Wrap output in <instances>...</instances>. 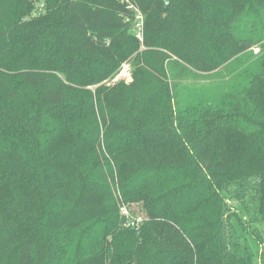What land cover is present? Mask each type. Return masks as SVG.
<instances>
[{"label": "trees", "instance_id": "1", "mask_svg": "<svg viewBox=\"0 0 264 264\" xmlns=\"http://www.w3.org/2000/svg\"><path fill=\"white\" fill-rule=\"evenodd\" d=\"M132 1L0 0V264H264V0Z\"/></svg>", "mask_w": 264, "mask_h": 264}, {"label": "rangeland", "instance_id": "2", "mask_svg": "<svg viewBox=\"0 0 264 264\" xmlns=\"http://www.w3.org/2000/svg\"><path fill=\"white\" fill-rule=\"evenodd\" d=\"M131 2H133V1L131 0ZM248 50H252L253 55H256L257 52L259 51V47L254 45V46L250 47ZM169 55L171 56L170 60H174V56L171 55L170 53H169ZM250 55H251L250 51H246L245 55L243 57H241V59H240L241 61L240 60L239 61H233L232 63H230L229 65H227L223 69H221V71L216 75H212V76H207V75H199L198 76L197 75V76H194L193 72L184 71L182 76H177L175 78V81L177 82L179 87L185 86L188 88H192L193 86H196L195 88H197V89L205 88V87H209L210 89H213L217 85H220V88L218 89V91L222 90V89H226L233 82H235V79L233 78V74L235 73V71L242 68L243 66L248 65V62L251 59ZM169 67H171V65H169ZM132 70H133V66L131 65V62L130 61H124L119 65L117 70L112 75H110V77L103 80L102 82L106 81V84H108V85H113V84H115V82L129 83L132 81ZM174 72H175V68H171V70L168 71V73L170 75V79H173L172 75ZM101 83H99V84H101ZM123 207H125V206L123 205ZM126 209L128 212L131 210V212H133V214L135 216H137L139 213L140 205L138 203H133V204H131L130 209L128 208V206L126 207ZM131 216L133 217L132 214H131ZM139 218L141 219L142 217L140 216ZM256 262H258V264H259V260H256Z\"/></svg>", "mask_w": 264, "mask_h": 264}, {"label": "built area", "instance_id": "3", "mask_svg": "<svg viewBox=\"0 0 264 264\" xmlns=\"http://www.w3.org/2000/svg\"><path fill=\"white\" fill-rule=\"evenodd\" d=\"M121 4H124L130 11L133 12L134 14V19H135V23H134V32H135V36L142 42L143 39V14L142 12L139 10V8L133 3L131 2V0H116ZM123 214L127 215V211L125 209H123Z\"/></svg>", "mask_w": 264, "mask_h": 264}, {"label": "water", "instance_id": "4", "mask_svg": "<svg viewBox=\"0 0 264 264\" xmlns=\"http://www.w3.org/2000/svg\"><path fill=\"white\" fill-rule=\"evenodd\" d=\"M166 2L168 1V0H165Z\"/></svg>", "mask_w": 264, "mask_h": 264}]
</instances>
